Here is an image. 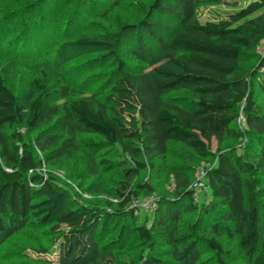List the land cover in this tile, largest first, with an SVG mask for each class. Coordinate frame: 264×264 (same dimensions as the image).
I'll return each mask as SVG.
<instances>
[{
  "label": "trees",
  "instance_id": "trees-1",
  "mask_svg": "<svg viewBox=\"0 0 264 264\" xmlns=\"http://www.w3.org/2000/svg\"><path fill=\"white\" fill-rule=\"evenodd\" d=\"M200 5L231 10L226 18L200 23L196 17ZM151 12L165 17L169 25L165 26V37L156 35L151 21L142 22L149 39L164 52L167 61L150 73L126 71L116 54L119 43L128 39L137 46L132 54L144 65L150 62L152 47L146 46L145 38L134 32L133 26L123 27L110 37L80 36L64 44L105 48L118 63L112 93L105 103L72 95L60 86L55 93L63 102L52 105L44 82L46 74L42 73L41 79L32 82V91L25 95L22 107L0 73V251L8 240L33 226L32 219H37L34 224L44 225L50 215L57 213V220L73 228L61 246L70 264L87 252L95 264H112L107 248H101L91 234H83L90 230L93 233V225L99 220L103 221L101 229L107 230L114 219H127V227L146 246L155 234L166 239L174 246V256L180 264H197L206 252L213 253L215 261L223 264L222 257L230 254L219 241V226H223L225 233L236 236L246 264H264V107L257 101L259 92L264 102V56L257 61L256 69L245 68L264 43V0H156ZM169 92L184 93V102L165 98L163 95ZM239 118L244 129L237 127ZM20 127L36 132L34 141L50 165L79 150L81 132L102 137L108 146L121 145V152H113L125 178L114 192L117 205L107 203L103 215L100 209L80 203L75 204L76 208L61 210L59 202L64 200L65 192L57 187L51 174H37L41 162L36 161L24 142ZM243 138L246 145L242 152L223 147L227 141ZM212 141L219 153L204 170L210 201L198 208V201L192 197V177L175 173L176 198L167 202L153 221V232L137 224L138 206L134 205L139 193L155 192L148 182L132 186L139 172L149 169L156 173L154 163L165 161L170 143L206 160L211 157ZM89 167L90 175H95V164ZM38 198L42 200L35 203ZM47 203L49 206L41 209ZM218 206L224 210L215 219L217 223H211L210 234L197 236L190 227L187 234L179 235L178 225L186 212L198 209L211 216ZM139 264L162 261L149 250Z\"/></svg>",
  "mask_w": 264,
  "mask_h": 264
},
{
  "label": "rangeland",
  "instance_id": "rangeland-1",
  "mask_svg": "<svg viewBox=\"0 0 264 264\" xmlns=\"http://www.w3.org/2000/svg\"><path fill=\"white\" fill-rule=\"evenodd\" d=\"M155 2L156 0H0V73L4 84L19 98L18 103L22 107L25 95L32 91V82L41 79L42 73L46 74L44 82L52 105L63 102L55 93L60 86L66 87L72 95L76 93L78 97L88 96L105 103V99L112 93L118 63L108 56L105 48H79L64 44L80 36L110 37L119 34L123 27L133 26L134 32H139L145 38L146 46L152 47L150 62L144 65L132 54L137 46L128 39L119 43L116 54L126 71L137 73L143 70L150 73L153 68L167 63L164 52L149 39L142 26L143 21H151L157 36H168L165 28L169 25L168 20L157 12L149 13ZM229 10L231 9L225 6L200 5L196 17L200 23L217 21L226 18ZM130 38L134 39V35ZM261 56H264V43L257 49L255 60L245 68L256 69ZM163 96L184 102L186 95L182 92H169ZM258 96V103L264 107L259 92ZM237 127L245 128L241 118L237 121ZM49 129L48 132L53 130ZM18 130L36 161L41 162L37 174L43 177L51 174L56 179L57 187L65 192L64 200L59 202L61 210L76 208L75 204L80 203L100 209L103 215L107 212V203L117 205L119 200L115 199L114 192L121 187L120 183L125 178L116 165L117 159L113 152H121V145L108 146L102 137L81 132L77 141L79 150L71 157L55 160V165H50L44 161L45 154L34 141L36 132H29L24 127ZM245 140L246 138L227 141L223 147H232L237 152H242ZM210 147L211 157L202 160L185 147L170 143L165 161L154 163L156 173L149 169L139 172L131 181L132 186L148 182L155 192L139 193L136 201L137 224L153 232V221L162 213L167 202L176 198L175 173L189 174L194 183L199 178V172L216 161L219 148L215 141L211 142ZM124 157L128 159V155L125 154ZM92 162L97 170L95 175H90L89 166ZM262 181L264 185V180ZM209 195L208 188L204 185L198 194V208L210 201ZM41 200L38 198L35 203ZM47 206L48 203L41 209ZM223 210L222 206H218L211 216H205L198 209L195 213L186 212L178 225L179 235L187 234L190 227L197 236L210 234L211 223H217L215 219ZM56 217L57 213H53L44 225L34 224L37 219H32L33 226L26 227L3 245L0 264H70L69 257L62 255L61 246L65 238L71 235L73 228ZM102 222L99 220L93 225V233L90 230L86 232L88 235H83L90 237L91 234L94 240L98 239L101 248H107L106 252L112 256V264H139L140 258L146 256L149 250L162 264H180L174 256V246L163 237L155 234L152 243L146 246L131 227H127V219L112 220L107 230L101 229ZM121 229L124 230L122 237L119 236ZM219 229V241L225 252L230 253L222 257L223 264H246L236 236L225 233L223 226H219ZM102 234L104 235L101 236ZM176 247L181 249L180 246ZM75 264H95V259L87 252ZM197 264L218 263L213 253L206 252L201 255Z\"/></svg>",
  "mask_w": 264,
  "mask_h": 264
},
{
  "label": "built area",
  "instance_id": "built-area-1",
  "mask_svg": "<svg viewBox=\"0 0 264 264\" xmlns=\"http://www.w3.org/2000/svg\"><path fill=\"white\" fill-rule=\"evenodd\" d=\"M205 179H206V172L204 170H201L199 172V178L191 186L192 191H193L192 197H193V200L195 202L198 201V194L203 189V187L205 185V182H204ZM137 205L135 204L134 207H136Z\"/></svg>",
  "mask_w": 264,
  "mask_h": 264
}]
</instances>
